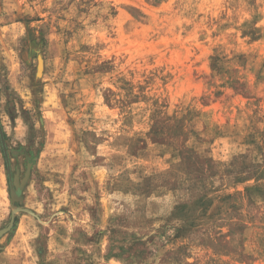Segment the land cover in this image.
<instances>
[{
	"label": "rangeland",
	"instance_id": "obj_1",
	"mask_svg": "<svg viewBox=\"0 0 264 264\" xmlns=\"http://www.w3.org/2000/svg\"><path fill=\"white\" fill-rule=\"evenodd\" d=\"M0 128V264H264V0H0Z\"/></svg>",
	"mask_w": 264,
	"mask_h": 264
},
{
	"label": "water",
	"instance_id": "obj_2",
	"mask_svg": "<svg viewBox=\"0 0 264 264\" xmlns=\"http://www.w3.org/2000/svg\"><path fill=\"white\" fill-rule=\"evenodd\" d=\"M41 58L38 57V62ZM0 142H1V145H2V150L5 154V157L7 159V156H6V147L4 145V137H3V133L1 131V128H0ZM7 174H8V178L10 177V171H9V167L7 166ZM10 180V179H9ZM25 179H23L21 181V183H17L16 179L14 180L13 183L10 182V192H11V195L12 197H16L19 199L20 195H19V190L22 188V185L24 183ZM14 185V187H13ZM12 224V221L9 223L8 227L4 228V229H0V236L11 226Z\"/></svg>",
	"mask_w": 264,
	"mask_h": 264
},
{
	"label": "bare ground",
	"instance_id": "obj_3",
	"mask_svg": "<svg viewBox=\"0 0 264 264\" xmlns=\"http://www.w3.org/2000/svg\"><path fill=\"white\" fill-rule=\"evenodd\" d=\"M39 68H40V65H39Z\"/></svg>",
	"mask_w": 264,
	"mask_h": 264
}]
</instances>
